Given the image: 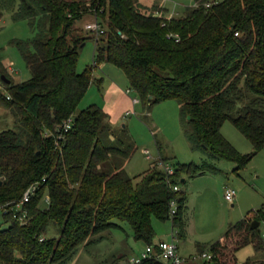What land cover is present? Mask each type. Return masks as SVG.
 Here are the masks:
<instances>
[{"label": "trees", "instance_id": "trees-1", "mask_svg": "<svg viewBox=\"0 0 264 264\" xmlns=\"http://www.w3.org/2000/svg\"><path fill=\"white\" fill-rule=\"evenodd\" d=\"M19 1L15 18L28 19L38 30L32 39L13 41L31 71L28 80L14 82L0 57V102L18 115L15 127L0 133V205L7 223H0V264H66L81 244L122 229L121 222L130 224L135 240L156 244L153 217L170 220L173 197L179 201L173 226L184 236L186 192L169 186L157 162L139 181L120 168L117 159L130 156L131 144L105 120L102 106L79 105L94 81L95 65L110 62L125 72L144 109L178 101L181 115L190 116L191 140L210 149L214 159L244 169L264 148V0H198L172 17L144 12L139 0ZM95 12L102 28L98 38L79 24ZM89 38L96 43L95 64L79 72ZM69 118L73 125L65 131ZM227 120L250 140L253 152H239L223 136ZM174 166L171 182L179 185L186 181L183 174L216 169L211 161ZM34 184V195L17 207ZM47 196V206H40ZM253 221L259 222L256 228ZM51 222L58 232L47 237ZM261 223L263 206L221 239L202 245L199 255L211 254L202 257L203 264H237V252L248 245L264 250ZM136 264L171 263L154 257Z\"/></svg>", "mask_w": 264, "mask_h": 264}, {"label": "rangeland", "instance_id": "rangeland-1", "mask_svg": "<svg viewBox=\"0 0 264 264\" xmlns=\"http://www.w3.org/2000/svg\"><path fill=\"white\" fill-rule=\"evenodd\" d=\"M142 2L145 3L142 7L144 12L150 13L157 10L166 17L183 15L188 7L198 5V0H142ZM19 3V0L0 1V9L3 12L0 19V57L7 64V69L16 83L28 80L32 74L21 51L13 41L32 39L38 30L29 23L28 19L15 18L19 11ZM90 15L86 17L90 19ZM84 21L81 19L79 24ZM94 43V40L89 38L81 49L77 65L79 72H83L88 63L92 62L89 58L94 49ZM106 65H110L128 81L127 75L121 68L110 62ZM92 87L93 90L81 101L79 109L88 107L90 102H93L91 100H94L92 98L102 101L103 92L100 93L96 85ZM0 89L2 91L4 89L1 82ZM129 93L135 96L132 90ZM97 100L95 101L98 102ZM98 104L102 105L99 102ZM141 105H138L135 110L132 109L129 116L115 125L111 124L114 131L132 146L128 158L117 159L120 168H124L136 181H139L150 169L151 164L159 158L158 147H161L162 154L171 164L194 162L201 165L211 161L217 167L215 171L206 172L203 175L202 172H198L194 175L180 176L187 179L185 182L180 181V187L187 194L184 216L189 219H187L189 228L186 238L177 237L176 243L180 247L181 255L189 257L190 254H195L194 258L197 259L190 260L188 264H203V258H198V245H206L220 239L230 224L237 223L248 212L264 206V148L253 156L244 169L237 171L236 163L224 158L214 159L210 149L197 145L194 140H191L193 128L189 123V116L185 118L181 115L178 101L166 100L155 103L148 109H144ZM108 117L105 120L111 122ZM17 121L18 115L14 108L6 107L0 102V133L14 128ZM124 123L127 124L126 128ZM221 131L239 152L243 154L253 152L254 148L250 140L231 121L227 120ZM109 137L107 134L102 136L104 139L107 138V141ZM149 156H152V159ZM226 187L236 190L234 206L225 198ZM47 204L48 196L43 198L40 206L46 207ZM5 210L4 207L0 209V223ZM121 224L122 229H112L102 238L95 237L91 242L81 244L66 264H110L117 257H124L122 263L130 264L133 257L141 255L147 244L134 239L128 222H121ZM153 224L157 232L156 237L160 236L163 240L172 239L170 220L161 221L153 217ZM2 225L7 226V223ZM260 230L264 232V223H261ZM57 232L56 225L51 222L45 236H56ZM237 258V264H241L247 258L264 259V250L257 251L253 245H248L237 252Z\"/></svg>", "mask_w": 264, "mask_h": 264}, {"label": "crops", "instance_id": "crops-1", "mask_svg": "<svg viewBox=\"0 0 264 264\" xmlns=\"http://www.w3.org/2000/svg\"><path fill=\"white\" fill-rule=\"evenodd\" d=\"M139 2L141 3V5H145V3L142 2V0H139ZM163 8V7H161ZM165 9V8H164ZM157 15L160 12H156ZM93 14H91L89 16L90 19H88L86 16L83 18V20H85L83 23H81L80 25L82 27H86V25L90 22H92L94 19V16L92 17ZM86 45V44H85ZM95 50H96V43H94V49L91 52V57L89 58L90 60L92 59V62L88 63V66H93L95 64ZM108 62H103L100 64H96L94 71H93V75H94V81L92 82L91 86L89 87L87 93L85 94V98L89 95V93L93 90L94 85H96L99 88V92L101 93V91L103 92L101 95V100L103 101H99L95 98H92L94 100H91L93 102H90L91 104H98L102 103V107L105 111V113H107V115L109 116L108 118L111 120V124H116L119 121H121V119H123L124 117L129 116L132 112V109L135 110L137 108L138 105H141L140 101L134 103V99L137 98L133 95H131L129 92H131L130 88V82L129 79L128 81L126 79H124L120 73H118V71H116L115 69H112V67H110V65H106ZM6 64V63H5ZM7 65V64H6ZM86 67V68H87ZM12 71V69H10ZM92 95V94H91ZM95 100H97L98 102H96ZM90 104V105H91ZM99 105V104H98ZM143 107V105H141ZM129 113V115H127V113ZM113 126V125H112ZM124 127H127V124L124 123ZM159 150V156L163 155L162 153V149L161 147H158ZM163 158L167 159L164 155L162 156ZM150 159H152V156H149ZM158 160V159H157ZM154 161L151 166L157 162ZM169 162V160H167ZM170 163V162H169ZM182 163V162H181ZM171 164V163H170ZM173 167H175V164H171ZM216 167V166H215ZM217 168V167H216ZM206 172H211V171H204L202 172L203 174H206ZM185 180L187 181V179L185 178ZM186 192V191H185ZM226 198V197H225ZM236 200V198H235ZM187 203V201H186ZM232 206H234V202H232ZM186 208V206H185ZM185 217V222H186V230H185V235L182 236L181 238H186L187 233H188V228H189V219ZM188 219V220H187ZM171 221V220H170ZM172 222V221H171ZM233 225L230 224L229 227ZM228 227V228H229ZM174 226L172 223V231L174 230ZM176 230V229H175ZM227 231V230H226ZM190 232V230H189ZM224 235V234H223ZM222 235V236H223ZM222 236L220 237V239L222 238ZM178 237V235H177ZM180 239V236H179ZM219 240V239H218ZM160 241H165L163 239L159 237H155V243H158ZM217 241V240H216ZM215 242V241H214ZM210 244V243H208ZM206 244V245H208ZM202 245H198V255L200 253V247ZM179 249V253H180V247L178 246ZM143 251V250H142ZM181 255V253H180ZM185 258H187V262L186 264H188L189 262H191L190 260H196L197 258H194L195 254H190L189 257L184 256L183 254L181 255Z\"/></svg>", "mask_w": 264, "mask_h": 264}, {"label": "built area", "instance_id": "built-area-1", "mask_svg": "<svg viewBox=\"0 0 264 264\" xmlns=\"http://www.w3.org/2000/svg\"><path fill=\"white\" fill-rule=\"evenodd\" d=\"M209 5V3L207 4ZM94 20L90 23H88L85 27L86 30L92 31L95 33L96 38H98L100 32H101V24L99 22V17L98 13L95 12L93 14ZM139 102L138 98L134 99V103ZM129 113H127L128 115ZM73 118H69L65 123H64V130L68 131L73 125ZM62 137V136H60ZM157 164L160 168L163 169V171L166 174V179L167 183L169 186L174 190V191H181V187L179 184H173L171 182V177L173 176L175 169L174 167L165 159L162 158V156H159L157 160ZM37 190V184L29 186L27 190L25 191L23 198L16 202L17 207L23 206L26 202H28L32 195H34L35 191ZM236 190L230 187H226L225 190V197L228 201L231 203L235 201L236 198ZM4 206L0 205V209H2ZM264 208V206H263ZM179 209V201L178 198L173 197L170 202H169V217L172 223L174 222L175 217L177 216ZM177 231L174 229L172 231V239L171 240H165V241H160L156 244L152 245H147L146 249L143 250L140 256L138 257H133L131 259L130 264H136L141 262L144 259L148 258H154L156 257L157 259L164 261V262H170L171 264H186L187 258L183 257L179 253L178 245L176 243V238H177ZM205 257V258H210L211 254L209 253H203L201 255H198V258Z\"/></svg>", "mask_w": 264, "mask_h": 264}, {"label": "water", "instance_id": "water-1", "mask_svg": "<svg viewBox=\"0 0 264 264\" xmlns=\"http://www.w3.org/2000/svg\"><path fill=\"white\" fill-rule=\"evenodd\" d=\"M2 79L5 80V81H7L8 83L11 82V80L9 78H7L5 75H2ZM151 98H153V96H151ZM189 118H190V116H189ZM182 180L185 181V178H183ZM258 225H259V222L258 221H253L251 227L252 228H256Z\"/></svg>", "mask_w": 264, "mask_h": 264}]
</instances>
